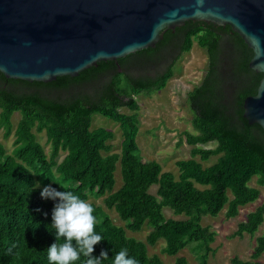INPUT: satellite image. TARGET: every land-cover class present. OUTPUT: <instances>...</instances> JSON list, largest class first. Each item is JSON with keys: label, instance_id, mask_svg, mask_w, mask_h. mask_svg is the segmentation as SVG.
I'll return each instance as SVG.
<instances>
[{"label": "trees", "instance_id": "obj_1", "mask_svg": "<svg viewBox=\"0 0 264 264\" xmlns=\"http://www.w3.org/2000/svg\"><path fill=\"white\" fill-rule=\"evenodd\" d=\"M194 41L206 51L208 62L203 78L186 95L196 132H182L178 143L185 141L192 148L190 157L176 160V176L163 171L159 161L140 154L136 96L163 89L175 62ZM168 46H174L176 54L169 55ZM252 54L230 25L187 20L167 29L154 47L101 60L77 76L29 81L0 71V127L6 137L12 131L13 113L21 114L13 148L7 150L0 142V264H49L47 248L56 242L51 224L57 201L41 197L47 185L65 191L64 185L87 201L90 195L104 196L105 206L115 209L125 222L116 224L102 205L89 201L95 231L103 237L92 255L99 257L101 250L106 251L108 259L102 264H113L122 248L140 264H163L160 255L148 251V245L161 238L165 240L162 251L176 256L173 264H188L186 256L177 254L190 242L202 250L199 263L207 264L216 232L202 224L203 215L216 216L226 208V217H235L240 207L258 199L257 186L264 185V129L243 115L244 99L256 93L262 77L249 66ZM122 107L130 112L121 111ZM96 112L119 123L120 151L112 150L109 143L112 129L91 128ZM42 132L50 153L37 139ZM210 142L215 145L203 146ZM212 155L218 156L217 161L207 167L195 158ZM118 165L122 183L116 189ZM255 176L257 186H252ZM153 184H158L156 194L149 190ZM165 207L184 218L165 216ZM263 221L264 201L247 213L232 236L254 235ZM143 226L149 227L145 240L126 232ZM263 253L264 231L256 237L250 259L234 256L230 264H263L258 259ZM85 259L81 255L73 264H83Z\"/></svg>", "mask_w": 264, "mask_h": 264}, {"label": "water", "instance_id": "obj_2", "mask_svg": "<svg viewBox=\"0 0 264 264\" xmlns=\"http://www.w3.org/2000/svg\"><path fill=\"white\" fill-rule=\"evenodd\" d=\"M187 20L230 25L262 73L243 115L264 129V0H0V71L52 81L154 47Z\"/></svg>", "mask_w": 264, "mask_h": 264}, {"label": "rangeland", "instance_id": "obj_3", "mask_svg": "<svg viewBox=\"0 0 264 264\" xmlns=\"http://www.w3.org/2000/svg\"><path fill=\"white\" fill-rule=\"evenodd\" d=\"M208 62L206 51L194 41L190 51L182 53L174 64V73L167 81L165 87L151 95L141 93L136 96L139 103L138 118L139 130L136 136L140 148V154L145 159L157 160L161 163L163 171H171L178 176L179 169L176 160L190 157L192 145L185 141L179 144L182 132L185 130L196 132L192 124V113L187 108V92L198 84L204 76ZM141 72L143 70L140 69ZM139 70H133V73H139ZM150 70H145L148 73ZM140 72V73H141ZM149 74H153L151 70ZM123 112H130L127 107L120 108ZM21 114L15 111L12 115V131L6 137L5 130L0 127V142H3L7 150L13 148L15 138L14 129ZM110 128L114 132V137L109 140L112 144V150L120 151L121 140L123 138L122 129L119 123L105 117L101 113H94L92 117L91 128L97 127ZM184 137V136H183ZM37 139L43 144L47 153H50L51 147L47 142L45 133H37ZM214 142L203 146H214ZM64 155L61 152L59 159ZM217 155H212L208 159L201 160L199 156L195 158L205 167L212 165L217 161ZM256 176L250 181V185L257 186ZM122 183L119 165L116 170L117 189ZM158 184L150 187V192L156 194ZM260 189V196L254 202L240 207L239 213L235 217L227 218L224 208L216 216L205 214L202 217V224L209 225L216 232L215 240L210 243L214 251L207 255V264H230L231 258L238 256L242 259H250L253 248L256 244V237L264 231V221L254 235L245 233L242 237L232 236L237 229L238 223L245 220L248 212L254 210L264 201V185L257 186ZM229 195L231 193L229 192ZM104 196L90 195L88 201H93L102 205L106 212L112 217L116 224L125 225L115 209H108L103 200ZM164 214L167 217L184 218L182 214H174L171 209L165 207ZM149 231L148 226H143L140 231H130L126 228L129 236L145 240ZM165 240L159 239L156 244L148 245L149 254H158L162 258L163 264H173L175 255H169L162 251ZM202 250L196 248L195 242H190L186 247L178 252L177 255H184L188 264H200L199 254ZM264 264V253L258 258Z\"/></svg>", "mask_w": 264, "mask_h": 264}, {"label": "clouds", "instance_id": "obj_4", "mask_svg": "<svg viewBox=\"0 0 264 264\" xmlns=\"http://www.w3.org/2000/svg\"><path fill=\"white\" fill-rule=\"evenodd\" d=\"M58 191L51 185L45 186L40 195L43 199L57 201L52 209L51 228L55 230L56 242L47 248L49 264H73L80 260L81 255L86 259L83 264H102L108 259L106 251L101 250L100 256L92 255L94 246L103 237L95 231L96 217L93 215L92 204L73 191ZM63 238V242H61ZM113 264H140L129 256L128 249L122 248L114 256Z\"/></svg>", "mask_w": 264, "mask_h": 264}, {"label": "flooded vegetation", "instance_id": "obj_5", "mask_svg": "<svg viewBox=\"0 0 264 264\" xmlns=\"http://www.w3.org/2000/svg\"><path fill=\"white\" fill-rule=\"evenodd\" d=\"M174 30V29H173ZM178 50L174 47V46H168V48H166V52L171 55V54H176Z\"/></svg>", "mask_w": 264, "mask_h": 264}]
</instances>
